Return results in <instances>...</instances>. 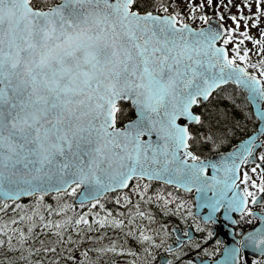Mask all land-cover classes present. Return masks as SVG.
I'll use <instances>...</instances> for the list:
<instances>
[{
	"label": "snow or ice",
	"instance_id": "obj_1",
	"mask_svg": "<svg viewBox=\"0 0 264 264\" xmlns=\"http://www.w3.org/2000/svg\"><path fill=\"white\" fill-rule=\"evenodd\" d=\"M205 6L221 21L234 7V26L208 25ZM198 11L201 28L188 22ZM261 17L264 0H0V213L13 214L0 216V264H152L155 249L185 264L207 236L186 227L173 247L158 218L191 212L165 185L203 187L209 164L226 207L252 214L260 203L264 221V142L253 135L214 161L197 154L229 135L220 101L233 103L236 86L264 135ZM121 97L137 115L117 127ZM207 203L205 219L224 206ZM244 236L264 256V227Z\"/></svg>",
	"mask_w": 264,
	"mask_h": 264
},
{
	"label": "flooded vegetation",
	"instance_id": "obj_2",
	"mask_svg": "<svg viewBox=\"0 0 264 264\" xmlns=\"http://www.w3.org/2000/svg\"><path fill=\"white\" fill-rule=\"evenodd\" d=\"M254 130H251L241 138L246 137ZM261 139L264 142V135ZM236 142H233L230 146H222L220 148H205L202 153L197 154L208 157L214 152L230 149ZM259 151L260 147L256 153L258 154ZM251 166V164L247 165L248 168H251ZM244 168L245 165L242 164L241 171ZM250 175L259 182L258 173H250ZM238 183L241 184V180ZM241 186L243 185L241 184ZM168 187L173 190L175 195L186 201V206L181 211L191 212V216L184 219L174 214L169 215L167 218H158L161 223H167L170 233L169 239L173 242V247L178 243L176 240L177 236H185L184 229L186 227L190 229V234L192 235L200 236L202 232L204 236H207L206 240L200 242L199 247L185 249L183 254L185 264H229V262H234V264H251L253 257H258V264H264V256L260 255L255 248H249L244 236L245 233H249L259 227H264V221L260 219V203L250 202L247 205L253 209L252 214L242 215L238 211H230L225 209V206H221L211 213L212 219H205L209 214L208 208L205 207L202 211V213L207 212L204 217L197 213L194 197L195 190L176 189L175 186ZM194 219L203 225L202 229L197 230L195 228L193 224ZM206 229H211V235H208ZM236 249H239L238 253L235 252ZM236 255L239 256V259H236ZM168 258L169 254L166 251L157 249L152 264H164V261Z\"/></svg>",
	"mask_w": 264,
	"mask_h": 264
},
{
	"label": "water",
	"instance_id": "obj_3",
	"mask_svg": "<svg viewBox=\"0 0 264 264\" xmlns=\"http://www.w3.org/2000/svg\"><path fill=\"white\" fill-rule=\"evenodd\" d=\"M189 23H190V22H189ZM218 23H219V24H223V25L226 26V24H225L223 21L219 20V18H217V17H215V18H214V17H211V18H209V20H208V22H207V24L210 25V26H212V27H216ZM190 24H191V23H190ZM191 25H192V27H195V28H201V27H204V26H205V24L200 25V26H194L193 24H191ZM238 87H239V86H238ZM241 89L244 90V91L246 92L245 89H243V88H241ZM246 97H247V92H246ZM120 101L130 102V104H131L132 107L134 108V112H135L134 117H132L131 119H135V118H136V115H137V113H136V107H135V105L132 103L131 99H127V100H126V99H124L123 97H121L120 99L117 100V104H118ZM250 104H251V102H250ZM251 106H252V109H253V113L255 114V113H256V108H255V106H253L252 104H251ZM255 116H256V114H255ZM256 117H257V116H256ZM257 118H258V117H257ZM131 119H129V120H131ZM127 121H128V120H127ZM127 121H126V122H127ZM126 122H125L123 125H118V124H117L116 126H117V127H123V126L126 124ZM261 124H262V121L258 118V124H257V127H256V129H255L252 133H250V134L247 135L246 137L240 139V140H239L238 142H236V143H235L230 149H228V150H223V151H217V152L212 153L210 156L207 157L208 160H209V161L218 160L219 157H220L221 155H224V154H226V153L232 151L233 148H240V147L242 146V142L245 141V140H247L249 137H251V136H253V135H255V136L257 137V141H258V142H263L262 139H261L263 135H261V134L259 133V128L261 127ZM141 138H142V139H148V136H147V134H145V135L142 136ZM152 139L155 140V134H154V133H153ZM258 148H259V143H257L256 145H254V151L256 152ZM241 166H242V165H241ZM204 175H205L206 177H208L209 179L206 180V181H204V186H203V187H198V186H196V185H193V186L188 187V188H182V189H184V190H189V191L195 190V195H194V197H195V205H196V211H197V213L200 214V215H202V216L204 217V216L207 214V212H206V213H202V211L204 210L205 207H207V208H208V212H210V209H209V207H208V203H207V201H211V200L214 198V196L217 197V198H219V199H221V202H222V204L225 206V209L230 210V211H236L234 208H233V209H228V208L226 207V205H227V200H225L223 197H220L219 193H220V189H221L222 185H220V184H216L214 181L211 180V177L214 175V170L211 168V165H210V164H209V166L206 168V170H205V172H204ZM217 175H219V176L222 178V174L217 173ZM238 181H239V180H237V187H242L241 184L238 183ZM232 191H233V189H226L225 192H224V196H226V197H231V195H232ZM49 195H50V194H46L45 196H49ZM30 197H31V196L22 197L21 199H28V198H30ZM219 207H221V206H218L217 209H219ZM217 209H216V210H217ZM245 242L247 243L246 238H245ZM256 251H257V250H256ZM257 252H258V251H257Z\"/></svg>",
	"mask_w": 264,
	"mask_h": 264
},
{
	"label": "trees",
	"instance_id": "obj_4",
	"mask_svg": "<svg viewBox=\"0 0 264 264\" xmlns=\"http://www.w3.org/2000/svg\"><path fill=\"white\" fill-rule=\"evenodd\" d=\"M236 99L233 103H229L227 100H221L220 104H222L225 108L228 109V111L231 113V117L229 119H222L221 123L226 124L231 131L229 132V135L225 138L224 142H222L217 148H220L222 146H230L233 144V142H236V140H239L243 135L247 134L251 130H253L257 125V119L254 116L252 112L251 105L249 101L247 100L246 93L241 90L239 87L236 86ZM235 104L239 105H245V107L237 108L234 107ZM120 111L118 115V124L124 123L126 120L130 119L134 116V109L131 107V105L128 102H120ZM245 113H251L250 115H247L245 118ZM157 184L153 183L152 187L156 188ZM166 190H171L167 185H165ZM109 207L112 205L109 204ZM77 207H79L77 205ZM11 217V216H9ZM39 230V228L36 229V231ZM156 250H154V254L156 253ZM3 250L0 249V252ZM76 259L79 260V253L76 252ZM71 264V261H69Z\"/></svg>",
	"mask_w": 264,
	"mask_h": 264
},
{
	"label": "rangeland",
	"instance_id": "obj_5",
	"mask_svg": "<svg viewBox=\"0 0 264 264\" xmlns=\"http://www.w3.org/2000/svg\"><path fill=\"white\" fill-rule=\"evenodd\" d=\"M179 2H180L181 4H183V3H186L187 0H179ZM193 2L195 3L196 0H193ZM213 2H214V4L217 3V2H220V3H222V4H226V3H228V0H213ZM239 2H240V0H232V3H233V4H235V3H239ZM181 10H183V9H181ZM203 11H204V13H205L206 15H208L209 17H211V16H215V11H216V9H215V8H211V7H207V6H205V8L203 9ZM220 11H221L222 13H224V16H225V20H224V21L226 22L227 26H229V25H233V22L229 19V15H228V13H229V12H235L236 9H235L234 7H231V8H228V9H225V8L221 7ZM243 11H244L245 13H247V12H248V9H247V8H244ZM253 11H254V9H253ZM185 14H186V13H185ZM261 19H264V17H261ZM189 22H191V23L194 24V25H198V24H203V23H205L204 21H202V20L199 19V11H198L197 14H196V19H194V20H189ZM233 26H234V25H233ZM253 32H255V29H253ZM245 43L247 44V46H248L249 48L252 47V45H251L250 42L245 41ZM253 59H255V57H253ZM31 200H32V199H30V200H26V201H23V202H24V203H28V202L31 201ZM44 201H45L46 203H51V204H53V205L56 204V201L53 200V198H50L49 200H45V199H44ZM4 215H6V216L9 217V216H12L13 214H12L11 212L0 213V216H4ZM170 215H171V214H170ZM37 231H39V230H37Z\"/></svg>",
	"mask_w": 264,
	"mask_h": 264
}]
</instances>
